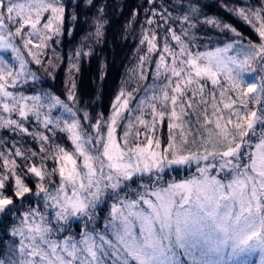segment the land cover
<instances>
[{
  "label": "snow or ice",
  "instance_id": "obj_1",
  "mask_svg": "<svg viewBox=\"0 0 264 264\" xmlns=\"http://www.w3.org/2000/svg\"><path fill=\"white\" fill-rule=\"evenodd\" d=\"M82 3L0 0V264H264V0L219 4L256 42L144 0L107 113L78 90L93 48L63 47Z\"/></svg>",
  "mask_w": 264,
  "mask_h": 264
},
{
  "label": "trees",
  "instance_id": "obj_2",
  "mask_svg": "<svg viewBox=\"0 0 264 264\" xmlns=\"http://www.w3.org/2000/svg\"><path fill=\"white\" fill-rule=\"evenodd\" d=\"M226 2L228 0H199L201 5L206 6L203 9L206 14H215L224 22L234 25L250 40L258 41V35L250 27L245 26L219 7V4ZM96 4L97 7L93 8L86 7V0L81 4L75 35L72 40L65 37L63 47L67 52L70 47H78L83 41L93 48L91 58H86L81 63V70L77 77L78 90L83 99L92 104L95 111L107 113L114 94L121 81L128 78L129 69L135 61L139 29L131 31L126 26L132 10L143 6L144 0H96ZM99 7L105 8V13L100 17L106 21L105 35L99 42L94 36L85 40L89 33L94 32ZM140 19H143L142 15ZM66 71V68L61 66L56 80L53 82L46 79L42 86H51L56 92H62ZM102 75L104 79L101 81Z\"/></svg>",
  "mask_w": 264,
  "mask_h": 264
}]
</instances>
